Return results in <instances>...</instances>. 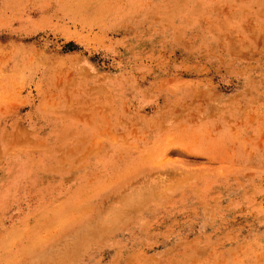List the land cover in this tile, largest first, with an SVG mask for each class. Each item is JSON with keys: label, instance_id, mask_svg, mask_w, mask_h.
I'll use <instances>...</instances> for the list:
<instances>
[{"label": "rangeland", "instance_id": "374dc122", "mask_svg": "<svg viewBox=\"0 0 264 264\" xmlns=\"http://www.w3.org/2000/svg\"><path fill=\"white\" fill-rule=\"evenodd\" d=\"M0 264H264V0H0Z\"/></svg>", "mask_w": 264, "mask_h": 264}]
</instances>
